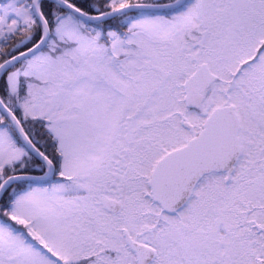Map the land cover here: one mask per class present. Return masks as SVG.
I'll list each match as a JSON object with an SVG mask.
<instances>
[{
    "label": "snow or ice",
    "instance_id": "obj_1",
    "mask_svg": "<svg viewBox=\"0 0 264 264\" xmlns=\"http://www.w3.org/2000/svg\"><path fill=\"white\" fill-rule=\"evenodd\" d=\"M0 264H264V0H0Z\"/></svg>",
    "mask_w": 264,
    "mask_h": 264
}]
</instances>
